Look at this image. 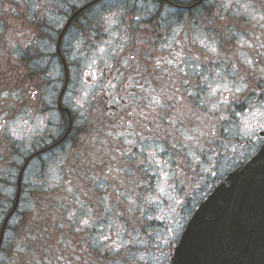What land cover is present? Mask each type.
Segmentation results:
<instances>
[{
  "label": "flooded vegetation",
  "instance_id": "1",
  "mask_svg": "<svg viewBox=\"0 0 264 264\" xmlns=\"http://www.w3.org/2000/svg\"><path fill=\"white\" fill-rule=\"evenodd\" d=\"M0 29V83L23 97L4 110L23 140L0 135V264H170L203 200L264 144V0H0ZM174 81L191 109L175 128L164 119L175 108L157 115L151 104ZM201 119L226 151L213 143L208 154ZM118 149L135 157L124 177L134 204L87 163ZM77 199L93 217L80 231L66 218L79 215Z\"/></svg>",
  "mask_w": 264,
  "mask_h": 264
},
{
  "label": "water",
  "instance_id": "2",
  "mask_svg": "<svg viewBox=\"0 0 264 264\" xmlns=\"http://www.w3.org/2000/svg\"><path fill=\"white\" fill-rule=\"evenodd\" d=\"M171 264H264V145L199 206Z\"/></svg>",
  "mask_w": 264,
  "mask_h": 264
},
{
  "label": "snow or ice",
  "instance_id": "3",
  "mask_svg": "<svg viewBox=\"0 0 264 264\" xmlns=\"http://www.w3.org/2000/svg\"><path fill=\"white\" fill-rule=\"evenodd\" d=\"M38 7H43L42 5H37ZM2 30V29H0ZM13 31H16L13 29ZM68 30L65 29V32ZM21 35H24L23 32L20 33ZM59 40H63L64 37L60 34H58ZM49 40H51V37H48ZM31 42V37L29 36L28 41L23 42L24 45L26 46L27 44H30ZM50 47V45H48ZM9 47L15 49L16 51H19L20 49L16 46L15 41L10 37L9 39ZM207 47V45H205ZM210 51L213 53H216L215 48H210ZM57 55H59V50H57ZM43 58H41L38 63L42 62ZM169 65H172L174 68H177V72L183 73V84L187 85L189 84V80L187 79L188 73L184 72L183 68H178L177 65L173 64V61L169 60L167 61ZM242 63H245L248 65L249 69L252 71H255L256 69L252 65V61L250 60H244ZM171 71V70H170ZM260 71H264V68H261ZM235 74V73H234ZM172 75H177V73H172ZM181 79L180 76L177 75V81ZM174 89V92H173ZM247 85L243 82H238L237 86L235 87V92H242L246 91ZM224 91L226 92H233L232 88H229L227 85L224 86ZM216 89H213V93H215ZM168 92H173L172 95H168L167 101H165V95L167 93L165 92L164 89H161V92L157 96H153L151 100V104L154 105L153 107V112H156L157 115L159 114L158 110H167L168 106L171 105V107L175 108V111L170 115V116H165L164 119L167 120V122L175 128L176 122L179 121L180 123H183L185 117V110L189 113H191V109L188 107V105L184 104V97L183 95L177 96L175 93H180L181 92V86L177 82H173L171 87L168 88ZM185 92L187 93L188 96H195L196 93L189 91L187 88H185ZM36 93H32V97H35ZM227 100V97L224 98ZM174 102V103H173ZM23 103V97L21 95V90L17 88L11 87L10 84L8 83H0V135H5L7 137H11L15 141H22L23 140V135L22 131L23 128L19 124V121L16 118H13L10 121L4 119L5 115H8L9 113H6L4 110L5 108H15L17 104H22ZM177 105H180L177 107ZM218 110V105L214 106L212 108V111ZM143 116V113L139 114ZM146 118V117H145ZM187 118H191L189 115ZM215 119V118H213ZM219 119L222 120H227L228 117L226 115L221 114ZM202 130L207 129V132L202 131L201 136H211L213 139L207 140L206 143L208 145V154H218L216 153V148L212 147L213 143H217L218 147L221 149V151H226L228 148V143H226L224 140H219V138L216 136L215 129L212 127V121L201 119L200 126ZM181 135L183 136V139L185 141H193L195 142L196 148L201 152L204 153L205 149L204 147L200 144L199 142V137L195 135H189L188 132H182ZM226 139V138H225ZM128 143H131V141H128ZM172 147H175L173 144ZM184 147H189L188 144H184ZM119 155H112L108 159H105L104 156H95L94 159L91 161H88L87 163L91 167H96L97 165L102 169L105 177V181L107 182H113L110 183V186L112 187V193L115 194V197L119 199V197L124 196L129 204H134L135 200L131 198L130 195H126L127 189L125 188L124 184V177L125 174H127L129 177H132L135 175V167L133 166L135 163V157L131 154L130 149H124L123 151H120L119 149ZM144 149H140V152L142 153ZM160 151L163 152L165 151V148L163 146L160 147ZM155 157V152L149 153L148 156V161L147 163L150 165ZM112 161H115V163H112ZM158 163V162H157ZM105 165H107L105 167ZM146 171V169H143ZM113 173H116V175H113ZM91 179L95 180L96 177H92ZM131 183H138L137 180H131ZM98 187L103 188L104 183L100 182L98 184ZM71 191V189H69ZM82 194L87 196L88 192L84 191L82 189ZM77 202L80 203L81 207L79 209V215H77L76 211L72 210H67L66 211V218L70 221L73 222L74 225H76L75 230L80 231L81 226L83 228H89L93 226V217H92V211L90 208H85L83 205V202H80L77 199ZM15 211V207L11 210H9V216L11 213ZM73 217L75 219L73 220ZM60 227L63 228L64 225L60 224ZM47 229H45V232ZM103 235V233H101ZM103 239L109 240L110 237L104 235ZM58 243L64 244L65 242L60 239L59 237L57 238ZM65 246H67L65 244ZM104 245L100 244V248H103ZM63 257H58V259H62Z\"/></svg>",
  "mask_w": 264,
  "mask_h": 264
}]
</instances>
